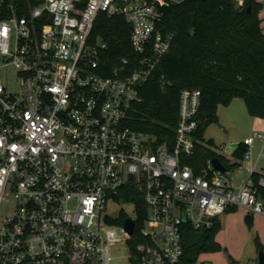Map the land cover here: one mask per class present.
<instances>
[{"label":"built area","instance_id":"1","mask_svg":"<svg viewBox=\"0 0 264 264\" xmlns=\"http://www.w3.org/2000/svg\"><path fill=\"white\" fill-rule=\"evenodd\" d=\"M185 1L0 0V264H113V246L122 264H179L184 225L211 227L230 206L264 215L253 167L235 187L211 159L185 162L199 142V89H182L174 137L129 125L174 39L165 8ZM100 13L129 21L134 62L103 60ZM129 184L146 209L138 222L128 201L133 232L107 213Z\"/></svg>","mask_w":264,"mask_h":264},{"label":"trees","instance_id":"2","mask_svg":"<svg viewBox=\"0 0 264 264\" xmlns=\"http://www.w3.org/2000/svg\"><path fill=\"white\" fill-rule=\"evenodd\" d=\"M263 9L264 2L260 0H244L243 4L238 0H186L167 6L160 26L173 32L174 39L143 86V100L132 113L129 125L152 132L159 140L174 137L180 93L183 88H197L201 91L200 110L205 118L196 132V153L185 162L200 169L207 160L219 157L228 169L235 167L238 162L229 164L228 159L211 148L214 140H206L204 133L209 124L219 120V106L230 104L236 97L244 99L250 114L264 117V19L260 15ZM131 30L124 16L99 14L92 37L107 43L103 56L106 64L114 67L124 57L136 60ZM162 76L169 83L163 84ZM248 149L246 143L240 142L234 155L244 159ZM262 176L263 172H252L258 194L264 197V184L259 182ZM120 197L135 203L138 222L143 223L146 209L142 192L129 184L122 188ZM128 216L121 212L114 222L123 223ZM246 220L251 224L254 216L249 213ZM220 227V219L200 230L184 225V252L179 264H202L198 262L200 252L219 249L216 233Z\"/></svg>","mask_w":264,"mask_h":264},{"label":"rangeland","instance_id":"3","mask_svg":"<svg viewBox=\"0 0 264 264\" xmlns=\"http://www.w3.org/2000/svg\"><path fill=\"white\" fill-rule=\"evenodd\" d=\"M264 2V0H260ZM264 19V9L260 13ZM264 24V21H263ZM219 120L209 124L205 129V139H213L211 148L218 154L226 155L234 160L236 146L248 136L258 132L253 145L248 149L251 161L256 170L264 173V117L249 113L243 98L236 97L228 105H220ZM205 144L206 141H203ZM225 157V156H224ZM249 159H241L232 168L231 182L235 186L242 185L248 178ZM121 212L134 215V206L127 200L116 203L110 201L107 213L118 216ZM250 212L242 206H236L220 215L221 227L216 233V240L221 247L216 250H204L198 254L199 263L207 264H259V252L264 251V215L253 214L250 224L246 216ZM113 264H122L119 257L124 248L113 246L110 249Z\"/></svg>","mask_w":264,"mask_h":264},{"label":"water","instance_id":"4","mask_svg":"<svg viewBox=\"0 0 264 264\" xmlns=\"http://www.w3.org/2000/svg\"><path fill=\"white\" fill-rule=\"evenodd\" d=\"M199 118L201 121L204 120L205 114L203 111L199 112ZM211 161L217 168L221 169L222 171H226L227 167L225 166V164L221 161L219 157H214ZM125 225L130 232H133L134 221L131 218L129 217L126 218ZM259 264H264V251L263 250L259 252Z\"/></svg>","mask_w":264,"mask_h":264},{"label":"crops","instance_id":"5","mask_svg":"<svg viewBox=\"0 0 264 264\" xmlns=\"http://www.w3.org/2000/svg\"><path fill=\"white\" fill-rule=\"evenodd\" d=\"M250 136H251V135H250ZM248 137H249V136H248ZM248 137H247V138H248ZM245 139H246V138H245ZM254 141H255V140H254ZM243 142H244V141H243ZM253 143H254V142H253ZM252 145H253V144H252ZM252 145H251V146H252ZM251 146H250V147H251ZM236 147H237V146H236ZM250 147H249V148H250ZM235 149H236V148H235ZM224 156H225L226 159H228V161L231 160V163L239 162V161L241 160V159H239V158L236 157V156H234V158H233L234 160H232L230 157H228V156H226V155H224ZM247 161H249L248 168H249V167H251V168H252V167H253V168H256L254 162L251 161V159H249V160H247ZM231 170H232V168L230 169V173H231ZM254 170H256V169H254ZM256 171H258V170H256ZM259 172H261V171H259ZM230 173H229V174H230ZM229 176H230V175H229ZM230 179H231V177H230ZM234 186H235V185H234ZM238 186H239V185H238ZM235 187H237V186H235ZM252 215H253V214H252ZM219 219H220V221H221V218H219Z\"/></svg>","mask_w":264,"mask_h":264}]
</instances>
